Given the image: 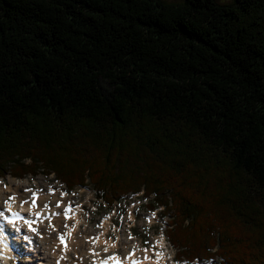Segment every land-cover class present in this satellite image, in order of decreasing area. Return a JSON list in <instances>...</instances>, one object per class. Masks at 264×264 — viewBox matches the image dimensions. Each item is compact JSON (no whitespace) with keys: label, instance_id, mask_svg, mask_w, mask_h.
<instances>
[{"label":"trees","instance_id":"trees-1","mask_svg":"<svg viewBox=\"0 0 264 264\" xmlns=\"http://www.w3.org/2000/svg\"><path fill=\"white\" fill-rule=\"evenodd\" d=\"M6 173L143 192L178 259L264 264V0H0Z\"/></svg>","mask_w":264,"mask_h":264},{"label":"bare ground","instance_id":"bare-ground-1","mask_svg":"<svg viewBox=\"0 0 264 264\" xmlns=\"http://www.w3.org/2000/svg\"><path fill=\"white\" fill-rule=\"evenodd\" d=\"M9 179L12 180V184H15L9 187V190L13 193V201H7L6 205L1 206L4 194L10 191L0 190V264H7V257L17 253L22 241L29 240L28 249L36 248L33 245L36 231L41 232L43 242L46 244V249L42 253V256L45 257V259L43 258L45 264H93L102 258L108 257L109 254H114L112 249L115 245L109 239L110 235L107 226L100 233L97 232L99 235L96 233H89L85 236L79 235L82 232L80 230V209L82 208L71 203L70 199L69 203L66 197H63L66 194L62 196L57 193V190L48 189L49 192L33 191L24 195L20 192L22 188L19 189V185L21 183L24 184L23 182L27 178L22 180V182L18 180V184L13 181L12 177ZM50 191L55 195H52ZM36 194H38V198H36ZM44 225H50L54 228V231L51 230V235L50 231L41 230ZM63 227H66V229L60 231ZM91 234L94 235V238H91ZM51 236L53 237V242L47 240ZM157 243L158 248L154 251L147 250L142 252L144 257L149 258L151 264L159 261L161 264H186L184 262H175L174 257H167L169 252L166 245L169 243L164 234L157 240ZM72 250H74L75 256L71 255L70 252ZM137 253L127 250L122 255L133 257ZM152 253L155 254L154 258ZM36 255L37 252L34 253V256Z\"/></svg>","mask_w":264,"mask_h":264},{"label":"rangeland","instance_id":"rangeland-1","mask_svg":"<svg viewBox=\"0 0 264 264\" xmlns=\"http://www.w3.org/2000/svg\"><path fill=\"white\" fill-rule=\"evenodd\" d=\"M167 1L177 2L181 0ZM221 1L227 2L231 0ZM10 177H12L13 181L17 184L18 180L22 182V180L27 178V180L23 182L25 185L22 183L19 185V189L22 188L20 192L24 195L33 191L49 192V190L52 189L57 190L59 195L63 196L66 194V196L63 197H66L68 202L70 199L71 203L76 204L78 207L80 206L79 208H82L80 209V230L82 232L79 235L85 236L89 233H96L99 235L98 233H100L102 229L107 226L110 235L109 239L115 245L112 251H118L121 254L127 250H129V252L137 251L140 253L147 250L154 251L158 248L157 240H159L163 234L165 235L166 227L168 228L165 220L161 219L158 214L161 208H158L156 211H150L145 206L147 199L142 197V192L125 196L121 201L115 202L111 208L98 198L97 194L91 187L76 186L73 188L74 190L68 191L63 183H61L59 180H56L54 174H38L36 176L26 175L25 177L18 179L12 176L10 173H6L3 177H0V190L10 191L9 187L15 185L12 184L13 182L11 179H9ZM50 193L55 195L51 191ZM12 194L13 193L11 191L7 194H4L1 206H4V204L6 205L7 201H13ZM42 227L41 230L48 232L50 231V235L51 230L54 231V228H52L50 225H44ZM65 229L66 227H63L60 229V231H64ZM34 235L35 240H33V245H35L36 248L28 249L29 240L24 242L22 241V244L17 249L18 251L16 255H10L9 264H45V261L43 260L45 257L42 256V253L46 249V244L43 242V235L41 232L39 233L37 231ZM91 238H94L93 234H91ZM47 240H51V242H53V237L51 236ZM166 247L169 252L167 254L168 258L177 256L176 250L170 243L167 244ZM72 251L70 252L71 255L75 256L74 250ZM35 252H37L36 256H34ZM46 253L48 252L46 251ZM194 264H209V262L202 263L200 261H195Z\"/></svg>","mask_w":264,"mask_h":264}]
</instances>
